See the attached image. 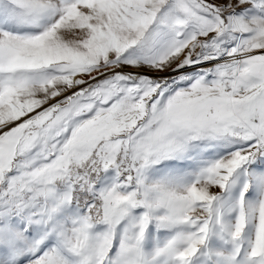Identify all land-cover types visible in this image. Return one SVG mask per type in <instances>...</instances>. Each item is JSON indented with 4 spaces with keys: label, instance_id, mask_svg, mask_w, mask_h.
I'll use <instances>...</instances> for the list:
<instances>
[{
    "label": "snow or ice",
    "instance_id": "snow-or-ice-1",
    "mask_svg": "<svg viewBox=\"0 0 264 264\" xmlns=\"http://www.w3.org/2000/svg\"><path fill=\"white\" fill-rule=\"evenodd\" d=\"M0 264H264V0H0Z\"/></svg>",
    "mask_w": 264,
    "mask_h": 264
}]
</instances>
